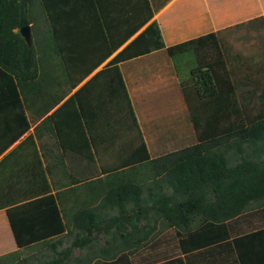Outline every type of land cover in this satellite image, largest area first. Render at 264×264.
I'll return each mask as SVG.
<instances>
[{
    "label": "crops",
    "instance_id": "0c3cea01",
    "mask_svg": "<svg viewBox=\"0 0 264 264\" xmlns=\"http://www.w3.org/2000/svg\"><path fill=\"white\" fill-rule=\"evenodd\" d=\"M46 3L52 19L36 3L28 24L38 75L24 98L2 100L0 77V264L51 260L82 236L79 211L96 228L63 264H264L262 202L247 207L252 217L197 216L187 230L143 212L172 194L151 166L197 143L193 118L199 129L225 128L224 108L220 120L219 105L210 112L186 92L166 48L215 33L251 124L264 117V0ZM154 29L163 47H150ZM113 238L122 241L114 251Z\"/></svg>",
    "mask_w": 264,
    "mask_h": 264
},
{
    "label": "trees",
    "instance_id": "16d2710c",
    "mask_svg": "<svg viewBox=\"0 0 264 264\" xmlns=\"http://www.w3.org/2000/svg\"><path fill=\"white\" fill-rule=\"evenodd\" d=\"M36 3L42 9L44 6L52 19L46 0H0L2 100L20 96V93L24 98V82L33 81L38 75L35 48L28 45L20 33L21 27L33 21ZM150 31L151 27L147 34ZM151 37H155V41L150 42V47L164 46L158 29H154ZM166 51L174 61L186 92L192 86L201 105L210 112H215L217 105L220 112L224 108L225 128L220 131L211 126L208 130L199 129L193 118L197 143L162 155L151 166L165 172L161 181L171 186L172 194L161 193L159 208L143 212H157L163 225L181 230L189 229L197 216L212 222L252 217L254 213H246L247 207L252 202L264 204V117L245 123L215 33L171 45ZM221 117L222 112L220 120ZM120 209V213L125 211ZM134 212L138 211H127ZM88 213L79 211L74 217L78 223L74 224L75 228L82 236L78 235L70 247L41 264H63L73 247L81 248L90 243L96 225L81 224L82 217ZM90 214L94 217L93 212ZM94 264L113 262L98 260Z\"/></svg>",
    "mask_w": 264,
    "mask_h": 264
},
{
    "label": "rangeland",
    "instance_id": "374dc122",
    "mask_svg": "<svg viewBox=\"0 0 264 264\" xmlns=\"http://www.w3.org/2000/svg\"><path fill=\"white\" fill-rule=\"evenodd\" d=\"M36 9L37 8H35L34 10H33V12H32V15H38V11L36 12ZM33 17H35V19H36V16H33ZM36 20H38V19H36ZM34 25H36V23L34 22ZM47 46H48V43H47ZM255 203L256 202H252L250 205H253L252 207H254L255 206ZM251 207V206H250ZM251 207V208H252ZM115 240H116V238H115ZM116 241H118V242H116ZM116 241H114V238L112 239V241H109V243H108V245L107 246H111V248H113L112 250L114 251V249H115V247H116V244L117 245H121L120 244V242H122L121 240H116ZM103 245V244H102ZM110 253H112V252H110ZM98 254H101V253H98Z\"/></svg>",
    "mask_w": 264,
    "mask_h": 264
},
{
    "label": "water",
    "instance_id": "95a60500",
    "mask_svg": "<svg viewBox=\"0 0 264 264\" xmlns=\"http://www.w3.org/2000/svg\"><path fill=\"white\" fill-rule=\"evenodd\" d=\"M21 35L24 37L25 41L27 43L30 42V31H29V25H25L20 28Z\"/></svg>",
    "mask_w": 264,
    "mask_h": 264
}]
</instances>
